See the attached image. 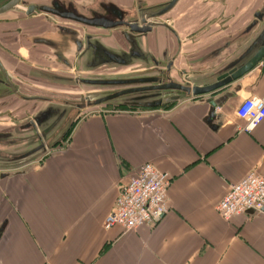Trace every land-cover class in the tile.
I'll list each match as a JSON object with an SVG mask.
<instances>
[{"label":"crops","instance_id":"0c3cea01","mask_svg":"<svg viewBox=\"0 0 264 264\" xmlns=\"http://www.w3.org/2000/svg\"><path fill=\"white\" fill-rule=\"evenodd\" d=\"M234 7L235 19L245 7ZM191 42L183 56L195 52ZM263 94L264 60L213 94L169 108L86 113L61 151L0 173V264H264V213L226 222L216 211L231 184L251 172L264 178V121L239 133L236 116L244 100ZM147 163L172 177L167 212L135 231L105 229L120 189Z\"/></svg>","mask_w":264,"mask_h":264},{"label":"water","instance_id":"95a60500","mask_svg":"<svg viewBox=\"0 0 264 264\" xmlns=\"http://www.w3.org/2000/svg\"><path fill=\"white\" fill-rule=\"evenodd\" d=\"M222 1L0 0L7 2L0 15L10 11L24 13L25 19L39 16L29 25H41L40 31L20 36V51L29 48L28 58L71 73L54 74L0 50V110L15 106V111L29 114L25 121L0 129V148L10 149H0V173L45 156L63 142L87 109L103 105L157 109L211 95L255 69L264 60V0L244 2L238 18L229 12L221 36L201 45L202 51L182 55L188 37L209 23ZM104 69L134 71L96 74ZM48 82L91 92L60 96L46 92ZM209 104L214 118L217 102Z\"/></svg>","mask_w":264,"mask_h":264},{"label":"built area","instance_id":"2783aa9c","mask_svg":"<svg viewBox=\"0 0 264 264\" xmlns=\"http://www.w3.org/2000/svg\"><path fill=\"white\" fill-rule=\"evenodd\" d=\"M242 121L239 133H251L264 121V94L250 97L236 109ZM172 177L152 164H144L124 185L115 200L113 211L103 221L105 229L119 227L124 232L153 226L167 212V193ZM264 178L255 172L231 184L216 207L224 221L246 213H264Z\"/></svg>","mask_w":264,"mask_h":264},{"label":"rangeland","instance_id":"374dc122","mask_svg":"<svg viewBox=\"0 0 264 264\" xmlns=\"http://www.w3.org/2000/svg\"><path fill=\"white\" fill-rule=\"evenodd\" d=\"M244 2H245L244 5H248L250 3V0H223L219 4V5H222V6H219L217 9L216 8L214 9V11L216 10L215 11V14L209 20V23L206 24L203 27V29L197 31L194 35H192V36H194L193 39L190 36L188 37L189 40L194 41V42H191V45L190 46L191 47H194L191 50H195L196 51V49H197V46L193 45L194 43H196V42L205 43V42L210 41L212 38H214L216 36V34L220 32V31H218V29H220L221 25L224 22H226V18H227L226 16H230V15H227V14L230 12V10L228 11V9L231 8V5L233 6V5L239 4V3L243 4ZM221 8L224 9V10L223 11H220ZM186 11L187 10H185V8H184L183 12L185 13ZM216 14H218V15L216 16ZM218 20L219 21L221 20L222 21V24L218 23L217 22ZM173 22H174V19H172L171 21H169V23H171V24ZM227 23H225V24H227ZM184 26H186V25H184ZM196 39H197V41H195ZM187 45L188 44L186 42V47H187ZM202 50L203 49H201L200 51H202ZM189 52L190 51H187L186 54L184 55V57H186V55H188ZM20 55H22V57H20V58L26 60V62L28 61L27 59H29V58L25 54V52L22 51L20 53ZM19 60L21 61V59H19ZM30 63H31L32 66H34L36 68L46 69V71H50V72H52L54 74H58V75H62V76H69V75H71L70 71L68 69H66L65 67H62V66L61 67L60 66H55L54 64L44 63V62H40V63L33 62L32 59H31V62ZM72 64H73V66L76 65L75 60H72ZM103 71H105V72H103ZM133 71H134V69H130V70L113 69V70H108V71H106V69H104V70H99V72H97L96 74H102L104 76L128 75V74H130ZM47 84L48 85H47L46 92H48V93L51 92V93H54V94H57V95H60V96L77 95L78 93H83L84 95H87V92H91L89 89L84 88V87L83 88L75 89L73 87H69L68 88L66 86H60L59 83L50 84L48 82ZM25 85L30 86V87H35L37 89L42 90V87L41 86L35 85L34 83H31L30 84L28 82H25ZM101 93H103V90H101V92L98 93V94H101ZM91 94H93V93H91ZM15 108H17V107L14 106L12 109L0 110V129H6L7 127H11L13 124H18V123H20L22 121H25L26 117H29V114L26 111H21V112L20 111H15L14 110ZM107 108L116 110V109H122L124 107L103 105V106H100V107L87 109V110H85L82 113L80 119L86 113L95 112L97 110H103V109H107ZM128 109L129 110H134L132 108H128ZM128 109H126V110H128ZM72 128H71V130H72ZM70 131H69V133H70ZM69 133L66 135V137L64 138V140H63V142L61 144H59L58 146H56L54 149L48 151L45 156L40 157L37 161H35L33 163H36V162H39V161L43 160L44 158H46L51 153H55V152L61 151L63 149V146L66 143V140H67V138L69 136ZM0 149H3L4 151L10 150L9 148H0ZM33 163H31V164H33ZM4 173H6V172H4Z\"/></svg>","mask_w":264,"mask_h":264},{"label":"flooded vegetation","instance_id":"af4514ba","mask_svg":"<svg viewBox=\"0 0 264 264\" xmlns=\"http://www.w3.org/2000/svg\"><path fill=\"white\" fill-rule=\"evenodd\" d=\"M4 1V0H2ZM7 2H2V4H0V8L5 5ZM242 6L241 3L239 4H235V9L238 10V8ZM19 7L23 6L21 4H19ZM246 8V7H245ZM24 13H20V12H6L2 15H0V17H5V16H17V17H12V18H4V19H0V50L4 53H6L7 55H9L10 57L14 58V59H21L22 55H20L21 51L20 49H18V47L20 46V36H24L28 33H30V19H34L35 20H39V16L34 17V18H30V19H25L23 18ZM34 20V21H35ZM33 21V22H34ZM40 27V28H39ZM41 25H33V33L38 32V29H41ZM35 28V29H34ZM20 37V38H19ZM15 38V39H14ZM17 39V40H16ZM15 40V44H12V42ZM4 43H6L8 46L6 47L4 45ZM26 49H22L23 52H25V54L27 56L30 55V52L25 51Z\"/></svg>","mask_w":264,"mask_h":264},{"label":"trees","instance_id":"16d2710c","mask_svg":"<svg viewBox=\"0 0 264 264\" xmlns=\"http://www.w3.org/2000/svg\"><path fill=\"white\" fill-rule=\"evenodd\" d=\"M171 106H173V105H168V106H165V107H163V108H169V107H171Z\"/></svg>","mask_w":264,"mask_h":264}]
</instances>
